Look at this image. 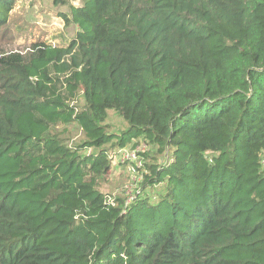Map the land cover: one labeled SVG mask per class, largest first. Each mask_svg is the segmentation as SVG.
<instances>
[{
  "label": "trees",
  "instance_id": "16d2710c",
  "mask_svg": "<svg viewBox=\"0 0 264 264\" xmlns=\"http://www.w3.org/2000/svg\"><path fill=\"white\" fill-rule=\"evenodd\" d=\"M80 2L66 48L0 50V264H264V0ZM136 138L144 188L103 194Z\"/></svg>",
  "mask_w": 264,
  "mask_h": 264
},
{
  "label": "rangeland",
  "instance_id": "374dc122",
  "mask_svg": "<svg viewBox=\"0 0 264 264\" xmlns=\"http://www.w3.org/2000/svg\"><path fill=\"white\" fill-rule=\"evenodd\" d=\"M69 1L74 6L81 4L80 0ZM62 13H70V5L58 6L54 4V0H18L15 9L11 12L7 36L3 39L4 41H0V50H15L26 54V52L29 53L28 51L32 44L36 43L66 48L71 40L75 38L78 29L75 26H65V22L61 18ZM77 99L78 103L75 102V104L82 106L83 109L84 100L82 95L78 94ZM107 123L111 132L120 133L121 129L125 128L122 119L115 112L110 113ZM55 131L68 145L74 147L84 139L83 132L77 124H71L70 126L58 125ZM141 139H133L132 142L126 144L125 149L119 151H132L133 142ZM150 149H152V146H150ZM87 152L89 154L91 150L88 149ZM113 152L110 155V159L113 161L111 164L112 170L110 169L107 172L108 175L101 178L98 188L103 194H107L108 196L121 194L129 202L135 199L136 194L144 188L139 183L144 184L147 182V179L144 182V175H142L137 167L133 169L134 165L130 164L128 167L122 166L125 160L122 158L120 160L115 159V152L117 151ZM163 158L164 156L158 154H152L149 157L146 155L143 162H147V165H155L162 162ZM143 162L138 161L137 165L139 168L145 167ZM262 165L264 168V159H262ZM128 173L130 175L129 179L127 178ZM164 192L165 189L162 185L149 187L146 184L144 195H149L150 200H158Z\"/></svg>",
  "mask_w": 264,
  "mask_h": 264
},
{
  "label": "built area",
  "instance_id": "2783aa9c",
  "mask_svg": "<svg viewBox=\"0 0 264 264\" xmlns=\"http://www.w3.org/2000/svg\"><path fill=\"white\" fill-rule=\"evenodd\" d=\"M119 155V158L121 159H129L131 161H136L138 159L136 155V151L132 150L130 152H125V151H118L117 153Z\"/></svg>",
  "mask_w": 264,
  "mask_h": 264
}]
</instances>
